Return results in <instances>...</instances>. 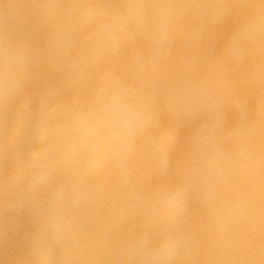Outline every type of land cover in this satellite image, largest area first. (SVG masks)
I'll use <instances>...</instances> for the list:
<instances>
[{
	"label": "clouds",
	"instance_id": "1",
	"mask_svg": "<svg viewBox=\"0 0 264 264\" xmlns=\"http://www.w3.org/2000/svg\"><path fill=\"white\" fill-rule=\"evenodd\" d=\"M0 264H264V0H0Z\"/></svg>",
	"mask_w": 264,
	"mask_h": 264
}]
</instances>
